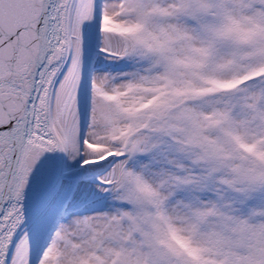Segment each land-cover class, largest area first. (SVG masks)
<instances>
[{"label":"snow or ice","instance_id":"1","mask_svg":"<svg viewBox=\"0 0 264 264\" xmlns=\"http://www.w3.org/2000/svg\"><path fill=\"white\" fill-rule=\"evenodd\" d=\"M0 264H264V0H0Z\"/></svg>","mask_w":264,"mask_h":264}]
</instances>
